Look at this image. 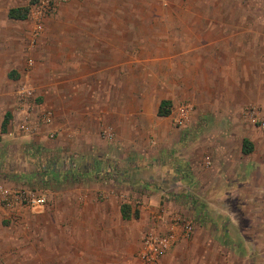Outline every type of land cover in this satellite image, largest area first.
I'll return each mask as SVG.
<instances>
[{"label":"rangeland","instance_id":"rangeland-1","mask_svg":"<svg viewBox=\"0 0 264 264\" xmlns=\"http://www.w3.org/2000/svg\"><path fill=\"white\" fill-rule=\"evenodd\" d=\"M187 2L190 8L184 5ZM25 4H29L26 19L7 16L10 7ZM47 6L49 10L42 18V30L33 40L31 30L35 21L32 16L36 10ZM194 11L199 33L209 38L224 36L227 38L226 46L232 44L226 36L243 33L240 43L249 54L247 58L244 55V66H239L236 72H202L199 86L194 83L196 94L170 106L171 110H177L183 104L190 106L188 119L179 125L171 117H159L156 111L162 97L161 90L167 86L165 76L170 75L164 72L165 62L168 64L170 59L167 53L177 46L176 36L181 27L177 18L184 13L191 17ZM56 18H61V21L56 22ZM65 18H73L74 28H80L81 32L90 29L100 34H115L116 38L121 36L123 53L118 57L122 61L121 72L115 74L107 70L103 76V73H98L97 65L92 63L79 70L73 66H62L57 72L58 68L51 65L56 69L52 71L42 64L44 59L53 60L44 56L48 49L44 35L70 31L71 25ZM0 53H4L0 56V93L3 94L0 117L10 112L12 116L5 132H16L11 143L4 145L0 141V185L13 191L42 195L46 200L44 206L36 208L18 201L0 200V264L102 262L94 257L73 255V252L87 253L88 246L82 245L81 234L60 231L66 226L62 209L64 198L74 193L79 202L83 200V194L86 200L92 198L89 195L99 198L103 189L98 186H107L111 180L122 183L125 178L135 184L130 191L138 196L131 198L129 195L128 199L136 208L142 204L138 198L145 189L158 193L159 204L156 202L158 207L155 210L146 208V225L133 219L123 222L131 230V240L126 251L117 254L116 250L111 264H136L133 255L142 236L150 230L160 229L165 222L177 216L193 222V234L179 240L162 256L159 264H264V218L257 198L264 195V135H257L252 152L238 159L244 163L258 162L263 168H252V173L250 170L243 179V187H239L236 181L242 180L235 177V185L227 188L229 195L220 200V208L224 207L222 211L212 205L214 195L211 192L215 187L209 185L210 167L198 168V178L191 171V165L196 162H212L208 150L201 154L196 152L198 144L209 139L210 132L227 127L234 147L238 146L243 132L249 129L261 132L252 119L264 113V0H65L54 5H49L47 0H0ZM130 55L135 57L130 58ZM129 59H136L137 64L130 65ZM201 59L208 60L207 57ZM88 70L89 73L83 72ZM85 74L88 75L86 79ZM113 74L122 81L121 101L118 103L116 100L110 105L107 101L109 110L103 118V106L97 98L103 91L98 88L99 82L108 77L112 79ZM130 84L133 89L128 88ZM187 84L193 85L190 80ZM55 88L65 96L62 98V110L69 116L63 132L76 128L81 131L83 127L96 132V137L91 139L94 151L81 154L84 157L78 161L80 168L83 171L84 167H90L93 163L90 160L97 157L101 163L111 166V175L102 172L96 180L77 177V182L71 184L70 176L61 180L40 172L51 161L56 172H69L71 162L77 161L60 146L35 143L29 138L34 133L55 142L56 133L49 135L51 131L60 132L51 127L54 123L50 94ZM191 97L206 104L213 113L217 108L224 110L226 115L219 120H214L211 114L195 119L199 106ZM49 112L51 122H44V116ZM22 122H38L40 126L25 132L19 129ZM116 132L121 137L116 138ZM128 132H132L133 146L138 148L141 156L147 158L149 152H158L148 162L151 168L154 166L151 169L153 173L151 177L148 173L141 177L143 184L135 177L140 164L135 169V166L119 159L120 156L105 155V151L114 148L115 142L117 147L127 148ZM27 136L28 140L24 139ZM170 146L173 148L165 151ZM142 167L147 169L145 162ZM67 179L69 181L66 182ZM87 183L98 186L90 192ZM147 183L152 186L145 188ZM235 188H243V200L237 199ZM123 199L126 198L123 196Z\"/></svg>","mask_w":264,"mask_h":264},{"label":"crops","instance_id":"crops-1","mask_svg":"<svg viewBox=\"0 0 264 264\" xmlns=\"http://www.w3.org/2000/svg\"><path fill=\"white\" fill-rule=\"evenodd\" d=\"M184 5L187 7L190 4L187 2ZM192 14L193 16L190 17L189 15H186L184 13V15H186L187 17L184 15H179L177 18L178 24L179 26H181L176 36L177 46L176 49L167 53V56L170 59L168 61V64L165 62L166 68L164 69V72L170 75H168L167 77L165 76L164 80L166 81L167 86H163L161 90L162 97L160 98L158 105L162 99H167L170 101L171 105H176L180 103L183 98L186 99L189 98L187 96H194L196 94V85L194 86V83L198 84L199 86V82L202 81V72L217 73L219 70L226 72H236L239 66H244V55L246 58L248 57V50H244L243 44L240 43L243 39V33L236 32L226 36L229 37V40H231L232 42V44L229 46L233 47L228 48L229 46L225 45L227 38H225L224 36H221L220 38L216 36L214 38H209V36L199 33L196 11H194ZM55 21L59 23V21H61V18H56ZM65 21L69 23V25H71L70 31L62 34H49L48 36H46L48 34L46 33V35H44V37L46 38H43V40H46L48 42V49L45 51L46 54H44V56L47 55L49 57H52L53 60L44 59L42 64L48 66V69L52 71H56V69H52L51 65L54 68H58L57 72L58 70H61L60 68H62V66H73L79 70L80 67H83L84 65L88 66L89 63H92V65H97L98 73H103V76L107 74V70L110 73L115 72V74L121 72L122 61L118 58L123 53L122 47L120 45L121 36L118 35L116 38V35L114 33V35L111 36V34L91 32L90 29H88L86 32H81L80 28H74L76 23L74 22L73 18H65ZM168 38H170L169 34ZM130 51H128L129 54L131 53ZM3 54L1 55L0 53V56L2 57ZM40 54H42V52H40ZM132 56L133 58L135 57V55H130V58H132ZM203 57H207L208 60L205 59V61H203V59H201ZM219 57H221L220 59H222L221 62H219L218 60ZM106 58L111 59H107L106 61ZM210 58L212 60H209ZM128 63L130 65H136L137 61L136 59H129ZM147 64H150V62H147ZM223 66H225L226 68H222ZM150 67H152V64ZM89 71L90 70L83 72L89 73ZM115 74H113L114 77L112 79H109L108 77L99 82L101 86L99 85L98 88L103 89V91L99 92L97 98L98 102L103 106L101 114L103 118L105 117V113L107 112V110H109V108H106V104H108L107 101H109V105L112 102L115 103L116 100L118 101V103L121 101L122 81L121 79H118V77L116 78ZM83 76L85 79L88 78L87 74ZM187 80H190L193 85L187 84ZM128 88L133 89L132 84H130ZM55 89L56 90H53L52 93L50 92L52 99L50 101V109L53 112L54 123V125H52L51 127H53L55 131L56 129L60 131L54 132L57 136L55 142L47 139L43 135H36L34 133L30 134L29 138L32 142L35 143H42L43 145L51 144L53 146L56 145V147L60 146L67 153L73 155V157L77 159V161L73 160L71 162L72 167L70 171H72V173L70 175V178H72L73 180L71 184L77 182V177V179L84 178V176H86V178L93 177L95 178L94 180H96L97 176L102 172L109 173L108 175H111V173H113V171H111L112 168H110L111 166L107 163H101L97 157L96 159L95 157L91 160L89 159L90 161H93L90 167H84L83 171L82 168H80L82 166H80V163L78 161L80 158L84 157L81 154H90L94 151V146L91 142V139L96 137V132H90L89 129H85L84 127L81 131L80 129L78 130L76 128L70 132H63L66 129L64 127H66L68 124L69 116L68 112H66L65 114L62 110V104L64 101L62 98L65 96L59 91V88ZM110 89H112L113 91L111 92ZM2 95L3 94L0 93L1 104L3 99ZM191 98L192 101L199 106V109L194 115L195 119H197L198 116L206 118V115L211 114L214 120H219L221 119L220 117L226 115V112L224 110H219L217 108H215L216 112L213 113L206 107V104H203L199 101L196 102V99H193V97ZM175 112L176 110H171L170 107L169 115L159 117H171V119H173ZM228 113L232 114V112ZM98 118H100V116ZM2 119L3 116L0 117V121H2ZM254 126L258 128L256 125ZM259 131L261 132H258L255 129H249L247 130V132H243V134H241V138L237 147H234L230 143L231 140L229 137L231 135L227 127L225 129H217L214 132H210V134H208L209 139L207 141H204L203 143L198 144L199 146H197L198 148L196 152L201 154V152H205L208 150V152L212 155V162L207 161L205 162V164H201L202 161L200 163L196 162V164H193V166L191 165V171H193L194 176L198 178V168H203V166L210 167L211 180L209 182V185H211V188L215 187V190L211 192L214 195L211 200L212 205L213 207H215V209L219 211H222L224 209V207L220 208V200L226 198L229 195V191L227 188L230 185H235L233 183L236 180L235 177L242 180L236 181L238 182L237 185L239 184V187H243V185L245 184L243 179H246V175L250 172V170L252 173V168L256 170H258L259 167L263 168L261 164V166H259L258 162L250 163L246 161L244 163L238 160L243 155L246 156L249 154H244L241 151L242 139L247 138L254 145L255 137L257 135H264V132H262L261 129H259ZM14 133L16 132H0L1 143H4V145L7 143H11L12 138H14L12 136L14 135ZM131 134L132 132H128L127 141L125 142L127 148L117 147V142H115L116 145L114 144V148L111 151H105V155L110 154V157L120 156L118 157L119 159L127 161V165L129 166L130 164L135 166V169L138 167V164H140L139 168L137 169V174L135 175L134 172V175L137 179H140L139 181L141 182V184H143L141 177L146 175L145 173H148L149 177H151L153 173V170L151 169L154 168V166H152L151 168L148 162L153 159L154 153L158 152H149L147 158H144L139 154L138 148L133 146L135 142ZM68 136L70 138L65 139ZM115 137L119 138L121 137V134L119 132H116ZM78 138L83 139V141L85 142H79ZM24 139L28 140V136L27 138L24 137ZM172 148L173 147L170 146L166 148L165 151L171 150ZM188 148H186L185 150H188ZM233 153L234 157L232 156ZM187 156L188 155H186L185 157ZM144 162L147 169L145 167H142V164ZM148 168H150V170ZM114 177L117 178L116 176ZM57 179H60V177ZM151 179H149L148 181L150 182ZM67 181L69 180L67 179L66 182ZM87 184L90 185V187L88 188L90 192H92L94 186H98V184L92 185L93 183ZM149 184L147 183L146 185H144L145 188L152 186ZM234 187H232V189H234ZM98 188L103 189V195L99 198H97L95 195H89L92 196L93 199L89 197V199L86 200V195L83 194V200L79 202L77 200V194L75 193L69 194L64 198V205L62 209H64L65 213L64 219L66 221V226L65 229L61 228L60 231L81 234L80 239L82 241V245L88 246L87 253L84 252L82 254H79L73 252V255H85L98 258L102 261L98 262V264H111L110 262L112 256L114 253H116V250L118 251L117 254H119V252L122 250L126 251V246H128L131 240V230L126 228V226L123 225V222L133 219L142 224H145L147 217L146 208H157L158 206L156 205L159 204L157 202L159 197L157 192L145 189V193H143L141 197L138 198V200H140L142 204L136 208L134 204H131L128 199L129 195H132L131 198H136L138 196L136 195V192L134 193V191H130V188H135V184L132 183V181L128 182V179L126 178L122 183H119L118 180H111L110 183L107 184V186H98ZM242 189L243 188L236 189L238 193V200L244 199ZM123 196L127 200L123 199ZM257 198L261 206L260 208L263 210L262 217L264 218V195H262L261 197L258 196ZM122 201L125 202L123 203ZM156 202L158 204H156ZM122 204H127L130 208L131 213L137 211L138 216L131 217L128 220L123 219L120 209ZM64 219L62 223L64 222ZM246 247L248 248V245H246ZM138 249L139 246L136 248L133 255V259L136 264H140L137 257ZM83 251L84 250H82V252Z\"/></svg>","mask_w":264,"mask_h":264},{"label":"built area","instance_id":"built-area-1","mask_svg":"<svg viewBox=\"0 0 264 264\" xmlns=\"http://www.w3.org/2000/svg\"><path fill=\"white\" fill-rule=\"evenodd\" d=\"M59 1L65 0H47L49 5ZM48 5V4H47ZM49 7L38 9L34 12L35 24L31 30V37L34 40L42 30V18L45 15ZM26 91L29 90L26 88ZM25 91V93H26ZM24 98V97H23ZM190 106L183 104L179 106L173 116V121L179 125H183L189 116ZM50 112L45 115L44 122H51ZM254 124L264 131V113L253 116ZM40 126L38 122L26 123L22 122L19 125V129L25 132H30L37 129ZM54 134V131L50 132V136ZM0 200L6 201H18L24 203L30 208H36L44 206L46 200L42 195H35L27 191H13L5 186L0 185ZM194 224L191 220H186L180 217H173L171 221L165 222L163 227L158 230H150L145 233L140 241L138 249V260L140 264H159L160 259L169 250H171L179 240H185L193 234Z\"/></svg>","mask_w":264,"mask_h":264},{"label":"trees","instance_id":"trees-1","mask_svg":"<svg viewBox=\"0 0 264 264\" xmlns=\"http://www.w3.org/2000/svg\"><path fill=\"white\" fill-rule=\"evenodd\" d=\"M31 3V2H29ZM28 11H29V4L25 5V6H18V7H11L8 9L7 11V16L11 19H26L27 15H28ZM170 101L167 99H162L158 105L157 108V115L158 116H167L170 113ZM11 113L10 112H5V114L3 115V119L1 121V125H0V131L1 132H5L6 131V127L7 124L11 118ZM253 150V144L250 140H248L247 138H243L242 139V145H241V151L244 154H248L250 152H252ZM51 164H54V162L51 161ZM51 164L44 166L45 168H43V170H41L40 172H42L45 175H48L51 178L57 179L60 177V179H66L67 177H69L72 173V171L69 172H56L54 169L55 165L51 166ZM46 171V172H44ZM79 174V173H78ZM75 175V174H73ZM74 177V176H73ZM121 215L123 219H130L131 217H137L138 216V212L135 211L133 213H131L130 208L127 204H122L121 207Z\"/></svg>","mask_w":264,"mask_h":264}]
</instances>
